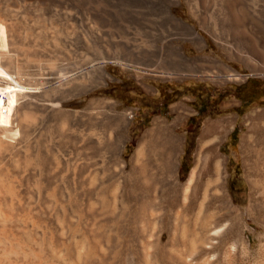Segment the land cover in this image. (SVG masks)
<instances>
[{
  "label": "bare ground",
  "instance_id": "obj_1",
  "mask_svg": "<svg viewBox=\"0 0 264 264\" xmlns=\"http://www.w3.org/2000/svg\"><path fill=\"white\" fill-rule=\"evenodd\" d=\"M8 1L0 4V264H264V109L246 117L241 140L250 188L246 205L235 202L223 176L220 145L233 116L205 121L184 180L176 125L191 112L186 99L171 106L174 119L152 120L125 173L132 110L106 98L79 108V95L111 78L109 61L97 63L96 78L31 74L29 63L42 61L41 41L55 31L46 25L52 17H39L56 15L59 0ZM10 3L41 13L40 25L32 23V14L17 16ZM112 62L128 67L118 58ZM202 65L186 64L187 74L179 67L153 72L220 83L242 78L219 60L204 64L208 70L198 69ZM254 71L264 74V61ZM110 163L118 166L112 179L126 177L127 191L110 186Z\"/></svg>",
  "mask_w": 264,
  "mask_h": 264
},
{
  "label": "rangeland",
  "instance_id": "obj_2",
  "mask_svg": "<svg viewBox=\"0 0 264 264\" xmlns=\"http://www.w3.org/2000/svg\"><path fill=\"white\" fill-rule=\"evenodd\" d=\"M7 1L0 0V4L5 6ZM61 1H58L59 14L56 15H41L29 10L30 13L24 8L21 11L18 5L10 3L18 9L12 10L17 16H35L33 19L29 16L32 23H38L41 17L44 21L52 17L46 25L55 31L47 32L49 37L41 41L38 53L42 61L36 66L30 62L29 72L40 75L66 71L67 74H93L96 78L100 72L97 63L103 59L109 61L106 69L111 78L95 86L90 94L79 95V108L87 106L93 98H106L117 101L120 110H132L133 119L126 130L123 151V159L127 162L125 173L138 142L151 128L152 120L159 116L174 119L171 106L176 101L186 99L191 108L180 121L182 123L176 125L183 137L180 158L184 180L194 165L205 121L210 117L233 116L231 128L220 145L223 176L235 202L246 205L250 188L241 140L248 129L246 117L254 110L264 109V74L254 71L256 64L264 61V0ZM37 12L41 15L39 18ZM55 17L58 19L54 20ZM56 23L57 28L54 27ZM114 58L128 67L113 63ZM213 59L240 72L242 78L220 83L193 75L170 77L153 72L168 68L169 73H174L177 72L174 69L183 68L181 73L187 74L185 66L190 62L203 63L198 69L208 70L204 64ZM209 71L217 72L216 69ZM92 76L88 78L93 79ZM227 101H234V105L224 108ZM113 165L110 163L107 168L110 186L120 185L127 191L126 177L112 179L117 178L118 172V166ZM128 219L125 218L126 223Z\"/></svg>",
  "mask_w": 264,
  "mask_h": 264
}]
</instances>
